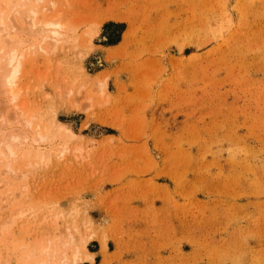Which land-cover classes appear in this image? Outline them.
I'll return each instance as SVG.
<instances>
[{
    "label": "rangeland",
    "instance_id": "1",
    "mask_svg": "<svg viewBox=\"0 0 264 264\" xmlns=\"http://www.w3.org/2000/svg\"><path fill=\"white\" fill-rule=\"evenodd\" d=\"M15 46L0 264H264V0H0Z\"/></svg>",
    "mask_w": 264,
    "mask_h": 264
},
{
    "label": "bare ground",
    "instance_id": "2",
    "mask_svg": "<svg viewBox=\"0 0 264 264\" xmlns=\"http://www.w3.org/2000/svg\"><path fill=\"white\" fill-rule=\"evenodd\" d=\"M35 14L34 10L29 11L27 17L30 18ZM35 24V23H34ZM38 24V23H37ZM40 25V24H39ZM37 26V25H36ZM36 28V27H35ZM62 26L53 21H44L39 26V32L46 33L44 36L45 39L52 40L54 42H58L60 31L62 30ZM17 46L10 48L1 54V60L3 62L2 66H0V90L7 96L10 101H14L17 97L16 91V78L20 71L21 67V55L17 50ZM59 128V127H58ZM60 130V128H59ZM65 133L71 135L64 129ZM70 132V131H69ZM40 137V134H39ZM42 138V137H40ZM7 150L10 151V146H7ZM12 155V154H11ZM63 254V253H62ZM61 254V255H62ZM84 259L91 260V257L88 253H85L84 256L80 253L79 249H75L72 252L70 259L64 254L62 259H60V263L62 264H79ZM45 263V262H44ZM59 263V264H60ZM41 264V263H40Z\"/></svg>",
    "mask_w": 264,
    "mask_h": 264
},
{
    "label": "crops",
    "instance_id": "3",
    "mask_svg": "<svg viewBox=\"0 0 264 264\" xmlns=\"http://www.w3.org/2000/svg\"><path fill=\"white\" fill-rule=\"evenodd\" d=\"M92 247H94L93 250H91V251H93L92 253L94 255V258L96 257L95 258V262H98L99 261V258L97 257V255H98L97 247H96L95 244ZM108 250L111 251L110 248H109V246H108Z\"/></svg>",
    "mask_w": 264,
    "mask_h": 264
},
{
    "label": "trees",
    "instance_id": "4",
    "mask_svg": "<svg viewBox=\"0 0 264 264\" xmlns=\"http://www.w3.org/2000/svg\"><path fill=\"white\" fill-rule=\"evenodd\" d=\"M109 23H111V24H116V23H112V22H109ZM124 30V29H123ZM122 30V31H123ZM119 42V40L116 42V43H114V44H111V45H115V44H117Z\"/></svg>",
    "mask_w": 264,
    "mask_h": 264
}]
</instances>
